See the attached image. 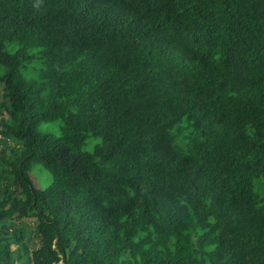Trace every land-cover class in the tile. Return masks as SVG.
<instances>
[{
    "label": "trees",
    "instance_id": "16d2710c",
    "mask_svg": "<svg viewBox=\"0 0 264 264\" xmlns=\"http://www.w3.org/2000/svg\"><path fill=\"white\" fill-rule=\"evenodd\" d=\"M0 264H264V0H0Z\"/></svg>",
    "mask_w": 264,
    "mask_h": 264
},
{
    "label": "rangeland",
    "instance_id": "374dc122",
    "mask_svg": "<svg viewBox=\"0 0 264 264\" xmlns=\"http://www.w3.org/2000/svg\"><path fill=\"white\" fill-rule=\"evenodd\" d=\"M48 127H51L55 135H59L58 124H53V125L43 124L40 126V130L44 131ZM31 177L33 179L34 185L40 189H44L45 187H47L52 180L51 174L48 171H46L41 165L36 163L33 164L32 166Z\"/></svg>",
    "mask_w": 264,
    "mask_h": 264
}]
</instances>
